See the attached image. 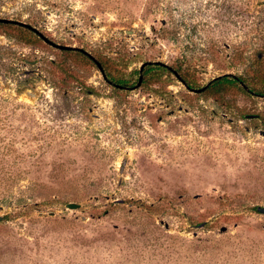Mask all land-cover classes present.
I'll list each match as a JSON object with an SVG mask.
<instances>
[{"label":"rangeland","instance_id":"1","mask_svg":"<svg viewBox=\"0 0 264 264\" xmlns=\"http://www.w3.org/2000/svg\"><path fill=\"white\" fill-rule=\"evenodd\" d=\"M0 18L130 82L0 28V264H264V0H0ZM147 62L171 69L136 88ZM177 66L247 89L196 93Z\"/></svg>","mask_w":264,"mask_h":264},{"label":"trees","instance_id":"2","mask_svg":"<svg viewBox=\"0 0 264 264\" xmlns=\"http://www.w3.org/2000/svg\"><path fill=\"white\" fill-rule=\"evenodd\" d=\"M0 28H15L17 29L19 32L23 33L24 35H28L29 37H33L35 39H41L37 34H35L33 31L21 27L19 25L16 24H7V23H0ZM63 53L68 54V55H72L75 56L76 58L82 59V60H86L87 62H89L90 64H95V62L93 60H91L89 58V56L85 55L83 52L79 51V50H64ZM99 63L101 64L102 68H103V72L105 75L106 80L113 85L115 88L118 89H126L128 87V85L130 84L129 81L118 78L113 72L112 70L109 68V65L106 62H102L101 60H98ZM176 70H172V72L174 73V71H176V73L179 75L180 80L186 84V86L188 87V89L192 90H200V89H195L194 84L191 83V81H189L187 79L186 73L183 71L182 66H177L174 67ZM170 70L171 68H169L168 66L162 65V64H152L150 66H147L144 68V70L141 72L140 71V77H143V81H144V76L149 75L150 73H152L154 70ZM182 72L184 73L182 75ZM144 75V76H143ZM139 77V80H140ZM142 81V83H143ZM139 82V81H138ZM244 79L243 78H239L236 76H231V75H224L221 77H218L216 79H214L212 82H210L206 87L201 88L204 89L201 93H220L222 92V90L232 87V86H237L240 87V85L244 86V88L247 89V86H245L244 84Z\"/></svg>","mask_w":264,"mask_h":264},{"label":"water","instance_id":"3","mask_svg":"<svg viewBox=\"0 0 264 264\" xmlns=\"http://www.w3.org/2000/svg\"><path fill=\"white\" fill-rule=\"evenodd\" d=\"M0 23H7V24H16V25H19L21 27H24V28H27L31 31H33L35 34H37L46 44L58 49V50H79L81 52H83L85 55L89 56V58L91 60H93L95 62V64L98 66V68L100 69V71L102 72L104 78H105V75H104V72H103V68L101 66V64L96 60V58L91 55L89 52L85 51L84 49L82 48H77V47H70V46H63V45H59L55 42H53L52 40H50L48 37H46L41 31H39L37 28L33 27L32 25L28 24V23H25V22H20V21H15V20H9V19H5V18H0ZM152 64H162V65H165L163 63H160V62H147L145 64L142 65L140 71L142 72L144 70L145 67L147 66H150ZM174 74L177 76V78L180 79L179 75L176 73V71H174ZM106 79V78H105ZM142 81H143V77L141 76L140 77V80L136 86L137 87H140L141 84H142ZM204 89H200V90H192L196 93H201ZM66 207L68 209H71V210H77L81 207L80 204H77V203H68L66 205ZM257 212L259 214H262L264 215V206H258L256 208ZM4 222V216L3 215H0V223ZM200 226H204V224L200 225Z\"/></svg>","mask_w":264,"mask_h":264}]
</instances>
